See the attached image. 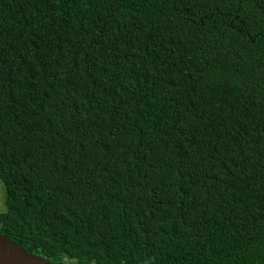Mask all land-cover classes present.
<instances>
[{"label":"trees","instance_id":"1","mask_svg":"<svg viewBox=\"0 0 264 264\" xmlns=\"http://www.w3.org/2000/svg\"><path fill=\"white\" fill-rule=\"evenodd\" d=\"M202 4L0 0L4 237L50 262L264 264V0Z\"/></svg>","mask_w":264,"mask_h":264},{"label":"water","instance_id":"2","mask_svg":"<svg viewBox=\"0 0 264 264\" xmlns=\"http://www.w3.org/2000/svg\"><path fill=\"white\" fill-rule=\"evenodd\" d=\"M0 264H71L67 261L50 262L44 257L25 251L0 233Z\"/></svg>","mask_w":264,"mask_h":264},{"label":"snow or ice","instance_id":"3","mask_svg":"<svg viewBox=\"0 0 264 264\" xmlns=\"http://www.w3.org/2000/svg\"><path fill=\"white\" fill-rule=\"evenodd\" d=\"M60 0H57V4H59ZM170 4L174 5L176 2H178V0H169ZM209 2L215 4L217 2V0H203V4H202V8H206L209 4ZM220 3H223L224 0H219ZM196 3L200 4L201 0H196ZM229 3H231V0H229ZM237 3H239V0H237ZM173 11H175L174 6L172 7Z\"/></svg>","mask_w":264,"mask_h":264},{"label":"rangeland","instance_id":"4","mask_svg":"<svg viewBox=\"0 0 264 264\" xmlns=\"http://www.w3.org/2000/svg\"><path fill=\"white\" fill-rule=\"evenodd\" d=\"M5 212V190L0 182V214Z\"/></svg>","mask_w":264,"mask_h":264}]
</instances>
